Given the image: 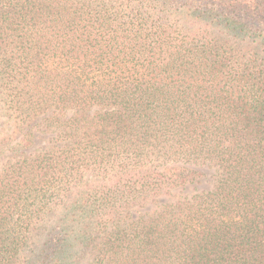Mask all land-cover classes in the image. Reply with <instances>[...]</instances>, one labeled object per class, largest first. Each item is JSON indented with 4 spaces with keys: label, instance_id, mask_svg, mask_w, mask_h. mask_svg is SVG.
Segmentation results:
<instances>
[{
    "label": "trees",
    "instance_id": "16d2710c",
    "mask_svg": "<svg viewBox=\"0 0 264 264\" xmlns=\"http://www.w3.org/2000/svg\"><path fill=\"white\" fill-rule=\"evenodd\" d=\"M0 115V264H264V0H0Z\"/></svg>",
    "mask_w": 264,
    "mask_h": 264
},
{
    "label": "rangeland",
    "instance_id": "374dc122",
    "mask_svg": "<svg viewBox=\"0 0 264 264\" xmlns=\"http://www.w3.org/2000/svg\"><path fill=\"white\" fill-rule=\"evenodd\" d=\"M176 5H180L181 7H188L191 5L190 1H187L184 3L180 2V3H176ZM179 21L182 25V27L184 29H207V27L204 25L203 22H196L193 18H190L188 16L185 15H180L179 16ZM209 28V27H208ZM211 29V28H209ZM213 29H219L218 27H215ZM5 117L0 115V143L2 141V138H5L6 135H9L10 133V129L9 128V124H6L5 122ZM17 137V136H16ZM42 139H37L35 140V143L33 145V148L36 147H40L43 148L44 144H43V137H45V135L41 136ZM8 143V144H7ZM4 147L2 149H5L4 151V155H7V150L10 147L9 142H7V140L4 142ZM7 144V145H6ZM210 174H212L211 170H206V177L203 179V184L200 187H209L211 185V183L208 182L211 181V177ZM94 177L90 176V175H86L85 176V183L87 182H92ZM77 191V190H76ZM187 191V189L185 190ZM188 191H191L190 189ZM150 209V207L147 208H137L133 211L134 212V216L136 215L137 211H145L146 209ZM60 210H61V206H58L57 209H54L52 212L48 213L46 215V218L44 220H41L39 222H35V224L33 225V230L30 234V239L28 240L27 245L24 247V249L21 251V253L19 254V258L16 262V264H32V262H35L36 259H38L37 257L39 256V252H41V249H43V243L45 240H47V238H49L48 236V231L51 232L50 235H54L56 236V228L58 227V225L61 224V222L58 221V217L60 215ZM76 262H78V264H86L87 262V255L85 254L84 256H80L79 260H74Z\"/></svg>",
    "mask_w": 264,
    "mask_h": 264
}]
</instances>
